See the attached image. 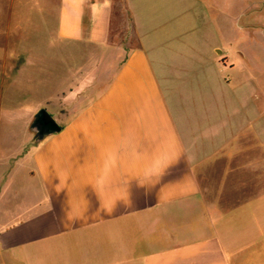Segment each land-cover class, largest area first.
Listing matches in <instances>:
<instances>
[{"label": "crops", "instance_id": "obj_1", "mask_svg": "<svg viewBox=\"0 0 264 264\" xmlns=\"http://www.w3.org/2000/svg\"><path fill=\"white\" fill-rule=\"evenodd\" d=\"M116 3L135 46L109 42ZM225 20V0H57L41 48L0 50L2 264H264V138L189 114L194 71L224 83L218 42L193 44ZM39 109L60 130L36 140Z\"/></svg>", "mask_w": 264, "mask_h": 264}, {"label": "rangeland", "instance_id": "obj_2", "mask_svg": "<svg viewBox=\"0 0 264 264\" xmlns=\"http://www.w3.org/2000/svg\"><path fill=\"white\" fill-rule=\"evenodd\" d=\"M56 2L57 0H0L1 53L9 55V51L14 49L41 48V39H38V35L41 32L55 31ZM225 9L226 39H211L212 29L217 25L210 22L203 25L200 29L201 38L193 44L195 49L205 51L211 44L218 42L215 53L219 52V56L221 52L225 53L224 83L215 81L205 63L201 71H194L192 74L200 76L203 80L198 78L199 81H193V85L188 89L187 95L195 100L193 105L195 110L192 105L189 106V114L191 113L193 118L207 113L210 117L214 116L211 123L215 129L224 126V120L221 119L225 117L232 121L234 119L236 123L248 118L250 126L247 131L251 135L255 133L259 142L264 138V0H225ZM117 10L118 3L114 5L112 14H116ZM201 12L202 17L206 14L211 17L207 11L201 9ZM116 16L112 17L110 29V33L115 34L113 39L117 43L124 40L122 43L126 46H135L136 42L132 37L123 39L118 35L119 33L127 35L129 22L122 11ZM26 90L25 81H22L20 87L6 93L14 98L15 104L21 106L27 98H38L34 93H26ZM200 99L203 103L200 102L198 105ZM197 106L199 110L196 109ZM0 123L3 124L5 121L1 120ZM233 141L235 144L238 143L237 140ZM259 144L264 147V142ZM251 154L259 156L260 152L257 150ZM11 205L12 201H8L4 204V209H10Z\"/></svg>", "mask_w": 264, "mask_h": 264}, {"label": "water", "instance_id": "obj_3", "mask_svg": "<svg viewBox=\"0 0 264 264\" xmlns=\"http://www.w3.org/2000/svg\"><path fill=\"white\" fill-rule=\"evenodd\" d=\"M30 130L40 139L44 135L57 133L60 127L45 109H39L30 125Z\"/></svg>", "mask_w": 264, "mask_h": 264}, {"label": "trees", "instance_id": "obj_4", "mask_svg": "<svg viewBox=\"0 0 264 264\" xmlns=\"http://www.w3.org/2000/svg\"><path fill=\"white\" fill-rule=\"evenodd\" d=\"M116 14H118V10H117ZM113 36L115 37V34H114V33H113V34L110 33V35H109V42L112 43V44H113V43H117L116 40L113 39ZM123 41H124V40H121V41L118 42V43H122ZM34 138H35L36 140L39 139V138L36 136V134H34Z\"/></svg>", "mask_w": 264, "mask_h": 264}]
</instances>
